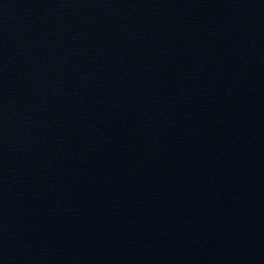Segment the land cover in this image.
Returning <instances> with one entry per match:
<instances>
[{"label": "water", "instance_id": "obj_1", "mask_svg": "<svg viewBox=\"0 0 264 264\" xmlns=\"http://www.w3.org/2000/svg\"><path fill=\"white\" fill-rule=\"evenodd\" d=\"M0 264H264V0H0Z\"/></svg>", "mask_w": 264, "mask_h": 264}]
</instances>
